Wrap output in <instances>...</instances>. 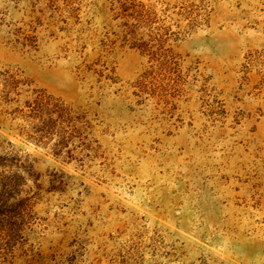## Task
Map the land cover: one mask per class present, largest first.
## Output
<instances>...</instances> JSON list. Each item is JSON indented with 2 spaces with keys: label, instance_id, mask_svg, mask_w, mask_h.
Segmentation results:
<instances>
[{
  "label": "rangeland",
  "instance_id": "1",
  "mask_svg": "<svg viewBox=\"0 0 264 264\" xmlns=\"http://www.w3.org/2000/svg\"><path fill=\"white\" fill-rule=\"evenodd\" d=\"M0 264H264V0H0Z\"/></svg>",
  "mask_w": 264,
  "mask_h": 264
}]
</instances>
